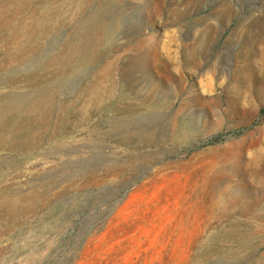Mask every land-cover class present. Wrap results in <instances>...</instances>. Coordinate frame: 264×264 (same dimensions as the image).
<instances>
[{
  "label": "rangeland",
  "instance_id": "1",
  "mask_svg": "<svg viewBox=\"0 0 264 264\" xmlns=\"http://www.w3.org/2000/svg\"><path fill=\"white\" fill-rule=\"evenodd\" d=\"M0 264H264V0H0Z\"/></svg>",
  "mask_w": 264,
  "mask_h": 264
}]
</instances>
